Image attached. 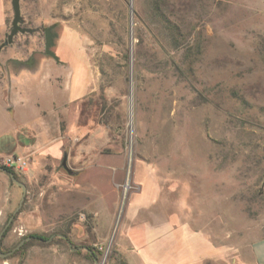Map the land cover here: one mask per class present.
<instances>
[{
  "label": "rangeland",
  "instance_id": "374dc122",
  "mask_svg": "<svg viewBox=\"0 0 264 264\" xmlns=\"http://www.w3.org/2000/svg\"><path fill=\"white\" fill-rule=\"evenodd\" d=\"M10 1L0 166L26 194L0 253L34 238L0 264H139L128 233L146 222L189 229L184 264L203 242L220 249L204 264H252L264 239V0H20L3 45ZM26 82L46 138L22 125ZM65 119L86 133L68 139ZM21 195L0 171V231Z\"/></svg>",
  "mask_w": 264,
  "mask_h": 264
},
{
  "label": "crops",
  "instance_id": "0c3cea01",
  "mask_svg": "<svg viewBox=\"0 0 264 264\" xmlns=\"http://www.w3.org/2000/svg\"><path fill=\"white\" fill-rule=\"evenodd\" d=\"M79 88L80 84L76 87V90L78 91ZM20 92L21 94L17 95L14 101L15 105L21 107L23 114L22 125L35 139L46 138L45 133L48 132L50 127L48 126V122L42 119L41 116L43 107L39 106L41 95L38 93L37 87L26 82V84L22 85ZM51 92L53 93L54 91L51 90ZM65 120L66 136L68 139L74 134L81 135L86 133L87 127L84 124L78 125L76 119ZM71 129L73 130L71 131ZM79 154L85 156V149L83 147H80ZM69 156L71 159V153ZM77 156L78 154L75 153L72 157L76 160ZM101 167L103 166L101 165ZM104 168H107L106 164ZM181 208L183 209V207ZM128 234L132 245L133 258L139 264H184V247L181 244L182 237L188 236L191 233L188 228L182 227V222H180L178 227H174L173 224L169 223L146 222L143 223V226L140 227L137 233L136 231H132ZM200 240L202 242L205 241L202 237ZM203 244L202 249H196L192 255L194 263L199 262L198 264H204L207 259L217 258L219 256L220 249H215L213 245L205 242ZM217 252L218 256L216 255ZM250 256L254 260L252 264H264V239L251 244Z\"/></svg>",
  "mask_w": 264,
  "mask_h": 264
},
{
  "label": "water",
  "instance_id": "95a60500",
  "mask_svg": "<svg viewBox=\"0 0 264 264\" xmlns=\"http://www.w3.org/2000/svg\"><path fill=\"white\" fill-rule=\"evenodd\" d=\"M19 1L20 0H11L10 1L11 2V7H12V10H13V18H12V22H11L12 28H11L10 34L7 36V40L3 43V45H6L11 40L12 36L18 31V21L20 19ZM50 44H51V39L49 38V34L46 31V35H45V50H46V53H48L52 57L56 58L55 55L49 50ZM0 171L6 172L9 175L10 180L14 184L19 186L21 188V191H22V195H21V199H20L18 207L15 209V211L12 213V215H10V217L7 219L5 225L3 226V228L0 231V242H1V239H2V236H3L4 232L6 231L8 226L11 224V222H12V220L14 218V215L16 214V212L18 211L19 207L22 204V201H23L24 196L26 194V186H25L24 183H22L21 181H19L15 177L14 173L6 170L5 168H3L1 166H0ZM32 238H34V237L33 236H27V237L23 238L18 243V245H16L11 251L7 252L4 255L0 253V255H2V256L10 255L13 251L17 250L25 241H28V240H30ZM95 264H98L96 260H95Z\"/></svg>",
  "mask_w": 264,
  "mask_h": 264
},
{
  "label": "built area",
  "instance_id": "2783aa9c",
  "mask_svg": "<svg viewBox=\"0 0 264 264\" xmlns=\"http://www.w3.org/2000/svg\"><path fill=\"white\" fill-rule=\"evenodd\" d=\"M13 162H14V160H8L6 164L9 166V165H12ZM21 164H22V165H26V162L24 161V162H22Z\"/></svg>",
  "mask_w": 264,
  "mask_h": 264
},
{
  "label": "trees",
  "instance_id": "16d2710c",
  "mask_svg": "<svg viewBox=\"0 0 264 264\" xmlns=\"http://www.w3.org/2000/svg\"><path fill=\"white\" fill-rule=\"evenodd\" d=\"M3 168H5L6 170L9 171V168L5 167V166H2ZM9 227V226H8ZM7 230V229H6ZM5 233V232H4ZM4 235V234H3ZM3 237V236H2ZM34 237V236H33Z\"/></svg>",
  "mask_w": 264,
  "mask_h": 264
}]
</instances>
